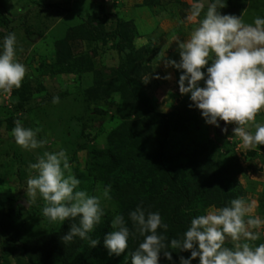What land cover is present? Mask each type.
<instances>
[{
	"label": "rangeland",
	"instance_id": "obj_1",
	"mask_svg": "<svg viewBox=\"0 0 264 264\" xmlns=\"http://www.w3.org/2000/svg\"><path fill=\"white\" fill-rule=\"evenodd\" d=\"M210 2L0 0V41L14 32L17 58L27 68L19 88L0 89V264H43L27 257L24 240L58 230L62 223L52 222L43 214L46 201L42 197L38 195L31 202L27 196V179L36 174L30 165L45 151H67L69 174L81 181L79 189L101 196L105 208L102 220L112 221L119 214L118 191L110 187L109 198L103 197L107 186L99 179L97 167L104 162L99 151L105 148L107 135L123 121L117 113L121 94L96 86L100 80L117 78L127 53L133 54L135 68L131 71L142 81L153 105V114L147 118L166 119L172 125L168 151L179 155L182 164L212 159L214 164L224 165L236 159L241 167L237 177L242 190L239 197L252 205L245 219H264V145L245 146L233 133L237 126L234 122L220 121V127L206 124L200 110L189 107L191 100L179 111L189 94L179 92L181 70L167 65L169 59L179 61L177 42L190 37ZM220 4H226L220 9L222 14L242 16L246 23L264 16V0H220ZM197 6H202L200 15L193 16ZM90 23L103 32L125 25L134 50L126 46L120 49L114 35L94 41L73 38L68 41L71 58L59 63L58 42L71 27L73 34H78ZM91 65L93 71L86 70ZM169 74L171 78L165 79ZM55 96L60 98L59 103H53ZM17 120L25 127L39 128L38 139L46 143L37 149L18 145L11 134ZM257 123H264V109L249 122L248 130L254 132ZM228 186L234 187L227 184V189ZM216 208L220 207L213 204L206 212ZM249 230L259 233V239L250 243H264V225ZM234 243L229 237L225 246L232 247Z\"/></svg>",
	"mask_w": 264,
	"mask_h": 264
},
{
	"label": "clouds",
	"instance_id": "obj_2",
	"mask_svg": "<svg viewBox=\"0 0 264 264\" xmlns=\"http://www.w3.org/2000/svg\"><path fill=\"white\" fill-rule=\"evenodd\" d=\"M225 6L220 0H211L190 37L177 42L179 61L169 59L167 65L181 70L179 92L189 94V107L199 109L206 124L220 127V121L234 122V135L254 148L264 145V123H257L254 132L248 130L249 122L264 109V16L246 23L242 16L222 14L220 9ZM201 7H194L192 15L199 16ZM26 73V66L17 58V36L10 32L0 41V89L19 88ZM164 78L170 79V74ZM59 99L53 97V103ZM39 132V128L25 127L17 120L11 134L21 147L37 149L46 143L38 139ZM70 167L65 149L45 151L30 165L36 174L27 179V196L31 202L38 195L46 201L42 211L50 221H73L62 236L64 243L79 237L95 248L100 239L89 234L101 223L105 208L101 196L79 189L81 181L69 174ZM109 192L110 186L105 187L103 197L109 198ZM251 210L248 201L237 197L227 206L193 217L182 238L170 241L173 249L190 251L189 257H179V264H192L197 258L198 264H264V243L249 242L259 239V233L249 229L264 225V219H245ZM128 217L144 237L130 254L131 264H160L161 253L172 261V251L162 252L168 247L167 237L158 229L166 231L168 224L160 212L137 205ZM111 225L113 230L105 235L103 244L109 255L119 256L135 232L122 214H116ZM229 237L235 242L232 247L225 246Z\"/></svg>",
	"mask_w": 264,
	"mask_h": 264
},
{
	"label": "trees",
	"instance_id": "obj_3",
	"mask_svg": "<svg viewBox=\"0 0 264 264\" xmlns=\"http://www.w3.org/2000/svg\"><path fill=\"white\" fill-rule=\"evenodd\" d=\"M90 24L78 34H73L74 27H71L67 36L58 42L59 63L67 57L71 58L68 56L72 54L68 41L73 38L94 41L114 35L120 49L126 46L134 50L133 39L125 25L121 24L115 31L103 32ZM132 55L127 53V60L118 67L117 78L97 82V89L120 92L121 103L117 113L123 118L107 135L106 146L99 151L104 162L98 165L97 170L99 179L118 191L121 202L119 214L124 215L135 236L129 237L125 252L119 256L109 255L103 240L113 230L110 220H102L89 234L93 239H100V244L95 248H91L88 240L79 237L64 243L62 236L73 222L65 220L58 230L30 235L24 240V251L31 261L43 264H131L130 254L144 237L136 232L128 213L137 205H142L149 211H159L163 221L168 224L166 231H158L164 232L167 237L165 243L168 247L162 252L172 251L173 259L169 261L161 253L160 264H179V257H189L190 251L173 249L171 239H181L191 219L205 214L211 205L222 208L241 195V185L237 180L241 167L236 159L224 165L214 164L212 159L182 164L179 155L168 151L172 125L166 119L147 118L153 114V105L142 81L131 71L135 68ZM92 69V65L86 68ZM185 101L178 108L179 111L186 108L189 95ZM227 184L234 187L228 186L230 189H227ZM192 264H198V258Z\"/></svg>",
	"mask_w": 264,
	"mask_h": 264
}]
</instances>
